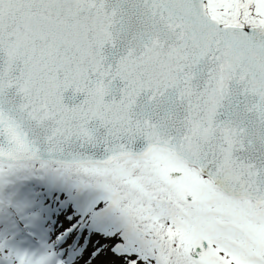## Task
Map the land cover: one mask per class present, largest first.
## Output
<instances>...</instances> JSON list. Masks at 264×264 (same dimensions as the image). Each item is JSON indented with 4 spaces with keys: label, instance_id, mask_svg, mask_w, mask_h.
<instances>
[{
    "label": "snow or ice",
    "instance_id": "snow-or-ice-1",
    "mask_svg": "<svg viewBox=\"0 0 264 264\" xmlns=\"http://www.w3.org/2000/svg\"><path fill=\"white\" fill-rule=\"evenodd\" d=\"M0 264H264V0H0Z\"/></svg>",
    "mask_w": 264,
    "mask_h": 264
}]
</instances>
